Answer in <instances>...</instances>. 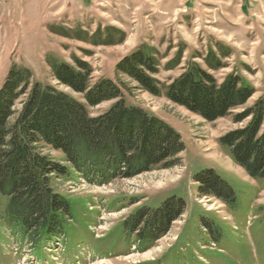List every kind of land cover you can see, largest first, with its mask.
Masks as SVG:
<instances>
[{"label":"rangeland","instance_id":"obj_1","mask_svg":"<svg viewBox=\"0 0 264 264\" xmlns=\"http://www.w3.org/2000/svg\"><path fill=\"white\" fill-rule=\"evenodd\" d=\"M139 47L159 64L153 77L160 96L117 70ZM214 57L222 64L219 70L209 65ZM50 58L74 68L77 62L88 64L90 88L102 79L123 82L128 104L167 122L181 134L186 149L171 168L105 185L73 170L54 178L55 192L74 212L66 237L32 244L5 217L0 220V264H264V179L250 177L219 142L245 129L252 117L241 122L238 117L264 101V0H0V89L10 71L20 67L31 71L33 82L85 104L92 117L115 103L89 106L83 94L55 78ZM193 64L219 83L238 75L255 90L253 96L227 117L205 120L166 97L167 87ZM30 90L15 111L22 109ZM39 146L43 155L69 167L62 152ZM206 170L228 184L234 203L200 196L195 178ZM172 197L184 201L185 212L165 235L143 243L127 231L139 210H157ZM6 204L0 197L2 209Z\"/></svg>","mask_w":264,"mask_h":264},{"label":"trees","instance_id":"obj_2","mask_svg":"<svg viewBox=\"0 0 264 264\" xmlns=\"http://www.w3.org/2000/svg\"><path fill=\"white\" fill-rule=\"evenodd\" d=\"M214 70L222 68L214 57ZM48 64L55 78L74 92L83 94L91 107L115 101L98 117L90 116L87 106L54 87L32 81L28 68L14 67L0 89V220L5 217L21 229L29 243L54 241L67 235L74 219L70 202L53 188L54 178L76 171L90 182L105 185L119 178H130L154 168L178 164L186 149L180 133L140 106L128 104L123 82L102 79L90 88L92 68L77 62V68L55 58ZM158 62L144 47L120 61L117 70L139 83L155 96L162 93L153 77ZM30 94L19 111L16 102ZM254 89L243 85L238 75L230 74L222 83L198 64L166 89V97L208 121L225 118L245 104ZM251 123L242 130L226 134L220 145L254 179H264V101L259 100L245 115ZM40 144L65 155L69 167L43 155ZM70 167L72 169H70ZM198 193L227 204L236 201L232 189L214 170L196 176ZM185 212L181 198L172 197L157 210H139L127 222L138 240L151 243L165 235L170 225ZM146 226V228H142Z\"/></svg>","mask_w":264,"mask_h":264},{"label":"bare ground","instance_id":"obj_3","mask_svg":"<svg viewBox=\"0 0 264 264\" xmlns=\"http://www.w3.org/2000/svg\"><path fill=\"white\" fill-rule=\"evenodd\" d=\"M105 262H101V263H99V264H104ZM107 264H112V262L110 261V262H108Z\"/></svg>","mask_w":264,"mask_h":264},{"label":"built area","instance_id":"obj_4","mask_svg":"<svg viewBox=\"0 0 264 264\" xmlns=\"http://www.w3.org/2000/svg\"><path fill=\"white\" fill-rule=\"evenodd\" d=\"M244 1H247V0H244Z\"/></svg>","mask_w":264,"mask_h":264}]
</instances>
